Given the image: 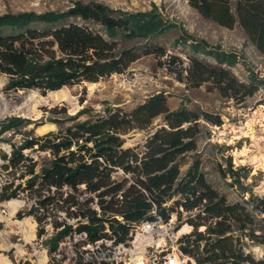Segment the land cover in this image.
Here are the masks:
<instances>
[{
  "label": "trees",
  "instance_id": "trees-1",
  "mask_svg": "<svg viewBox=\"0 0 264 264\" xmlns=\"http://www.w3.org/2000/svg\"><path fill=\"white\" fill-rule=\"evenodd\" d=\"M189 4L204 18L219 25L231 27L237 17L249 40L259 51H264V0H236V17L231 13L229 0H188ZM69 18L91 21L99 25L102 32L92 30L78 23H61ZM52 26V27H50ZM169 28L155 4L144 11H127L112 8L105 3L90 0L82 2L75 0L71 6L62 11L49 10L45 12L17 11L0 14V72L8 76L6 89L38 88L42 91L57 90L62 86H70L80 82H96L112 73L123 72L131 62L142 54L159 52L161 47L146 45L140 51L133 47H118L117 37L151 38L164 33ZM105 35V36H104ZM189 48L193 52H202L211 56L215 65L202 64L197 58H191L192 71L200 83L211 79L221 89L223 96H233L241 101L244 96L257 90V84H244L232 75L226 66L236 62V55L219 48L211 47L205 40L189 36ZM188 38L179 37L174 43H185ZM175 57L171 58L172 63ZM203 67V68H202ZM251 81L260 80L254 73L249 76ZM202 114L213 124H220L219 116L212 117L206 113L194 112L181 107L169 110L166 98L155 94L129 112L118 108L106 107L103 113H93L85 107L70 115L65 120H76L86 115L64 130L48 132L41 137H25L21 143L12 146L7 164L10 167L19 165L26 159L24 149L37 145L38 150H49L51 160L42 166L39 173L31 168L28 180L32 187L37 179L42 186L76 190L81 184L85 192L100 197L98 204L102 215L110 212L112 217H98L96 211L85 206L75 217L85 218L75 229L63 222L54 226L55 234L45 241L49 252H55L59 242L70 232L84 233L87 242L100 238H109L104 231V224L116 237L123 241L128 233L129 224L142 219L151 218L147 212L155 204L157 212L164 218L174 210L163 206L174 194L180 193V202L185 210H191L203 205L202 212L206 218H215L206 227L204 234L194 232L192 239H186L181 247L184 254L191 256L196 264H254L249 255L236 249L228 235L231 219L236 222L244 220L251 223L253 217L239 203L225 204L223 197L209 188L203 175L198 171L197 163L187 171L184 183L179 179L177 157L187 151L195 150L196 136L199 133L197 122ZM162 115L170 129L161 127L156 130L146 142L147 150L138 158L130 148H123V134L131 129L147 126L151 120ZM60 122L57 118L49 119ZM31 123L22 117H9L0 121V135L6 131L24 127ZM183 123H188L183 127ZM90 144V145H89ZM33 166V164L31 165ZM115 168H121L125 173H131L134 181L124 191L121 198H114L120 191L121 184L114 183L111 173ZM225 170L231 174L237 172L231 169V161L227 159ZM225 174V172L223 171ZM197 188L202 189L198 192ZM111 195L109 200L102 196ZM15 196V191L0 193V200ZM73 198L72 204L78 202ZM89 199V198H88ZM92 198L90 199V201ZM202 200H205L202 203ZM45 197L38 200L44 204ZM253 209L264 214V198L249 196ZM106 202V204H104ZM178 203V202H176ZM78 210L81 208L77 206ZM31 209L23 215L33 213ZM114 215L121 216L117 220ZM22 215L18 214V217ZM110 217V216H109ZM264 221V218L262 219ZM41 221L38 218V222ZM204 222L194 223V227ZM241 229L245 228L242 223ZM43 233L40 229L39 233ZM250 238L255 236L249 232ZM201 242L203 246L200 248ZM259 263L264 264V261ZM80 264V263H78Z\"/></svg>",
  "mask_w": 264,
  "mask_h": 264
},
{
  "label": "rangeland",
  "instance_id": "rangeland-1",
  "mask_svg": "<svg viewBox=\"0 0 264 264\" xmlns=\"http://www.w3.org/2000/svg\"><path fill=\"white\" fill-rule=\"evenodd\" d=\"M73 1L75 0H0V14L24 10L37 13L49 10L62 11L71 6ZM81 1L88 2L90 0ZM94 1L127 11H146L152 8V4H155L169 25L164 33L151 38L125 39L117 37L116 41L118 47H133L138 51L146 45L159 46L163 54L159 52L142 54L131 62L123 72L112 73L96 82H80L62 86L64 92L62 91V98L58 99L48 95L50 91L54 90L6 89L8 76L0 72V121L13 116L31 121L24 127L9 130L0 135V193L15 191L14 197L0 200V257L3 256L9 264H87V262L100 258L96 252L95 244L86 243L84 234L70 232L59 242L55 252H49V248L45 245V241L55 234L56 223L70 224L73 229L78 224L85 223L87 221L85 218L75 217V213H79L85 206L94 209L98 217L103 216L98 204L100 197L85 192L83 184L76 190L66 186L47 189L37 179L36 183L30 187L28 180L32 174L28 172L32 168L34 173H39L41 167L49 163L52 158L49 150H38L36 149L37 145L24 149L23 155L26 159L15 167H6L7 159H4L3 156L8 157L12 146L21 143L25 137H41L48 132L64 130L67 126L83 120L86 115L73 121L65 120L82 108H91L93 113H103L106 107L129 112L149 97L160 93L166 98L169 110L185 107L188 110L206 113L212 117L219 116L221 123L229 126L228 129L230 125H235L232 127L231 133L241 138L240 142L236 144V148L234 146L230 148L224 143L219 146L209 140L210 129L214 124L200 114L195 121L199 129L195 138V150L187 151L176 159L179 165L178 181L184 183L187 171L197 163L198 171L203 175L206 184L217 193L218 197L224 198L225 204L239 203L243 205L253 217V221L245 223L243 220L238 223L231 219L228 222L231 231L225 235L230 237L234 247L239 248L243 255H249L254 264H261L259 262L264 261V239L262 241V237L250 238L248 235L252 231L255 236L262 234L264 238V221L262 220L264 214L255 211L253 206L250 207L248 201L253 188L259 181V175H249L246 169L238 170L239 172L234 175L225 170L228 158L231 162L233 160L241 165L248 161L245 156L246 151H244V155L240 156L239 154V151L244 149L243 146L247 145L250 148L247 152L249 158L253 153H256L257 136L261 135L260 131L263 128L260 127L259 122L261 123V119L264 118V51H259L255 47L240 25L235 11L236 0H229L230 11L236 17L231 27H225L204 18L189 4L188 0ZM69 22L102 32L98 24L91 21L85 22L78 18H69L52 26ZM189 36L205 40L211 47L233 52L236 55L235 64L232 66L222 64V66L229 69L238 82L257 84V90L238 101L233 96H223L221 89L211 79L197 83L196 77L189 72L192 69L191 58H197L202 64L215 65V61L207 54L193 52L189 48ZM179 37L188 38V41L175 44L174 40ZM172 57H175L173 63ZM215 66L217 67V65ZM251 73H254L260 80L251 81L249 78ZM31 93L34 95L33 98L28 96ZM23 105L29 106L30 112L33 110L31 113L29 112L30 115L21 111ZM239 112L242 114L240 122L235 119L226 120L230 115ZM252 113L254 118L248 121L250 119L248 116L251 117ZM52 118L61 121H50L49 119ZM187 124L183 123L182 126L185 127ZM244 125H246L245 128ZM161 127L170 129L163 116L159 115L153 118L147 126L135 127L123 134L122 147L130 148L140 158L147 150L146 142ZM32 164L33 166H31ZM243 166H247V164ZM111 179L114 180V183L121 184L115 199L121 198V192L134 181L133 175L125 173L121 168L113 170ZM197 190L198 192L202 191L200 188ZM70 195L77 196L74 201L76 200L78 204L71 203L73 198H70ZM44 197L46 199L44 204H39L38 200ZM110 197L111 195L102 196L106 201ZM11 199L22 202V205L16 208L13 214H10V207L6 204ZM85 201H88L87 204L81 206V203L84 204ZM182 201L183 196L177 193L165 204L174 208L178 221L191 227L190 239L193 238L194 232L204 234L206 227L215 218L205 219L206 213L202 212V204L191 210H185L183 206L180 208ZM204 202L205 200H202V203ZM79 205L81 208L78 210L77 206ZM31 209H34L32 214L23 215ZM18 214L22 216L18 217ZM103 217L111 218L112 215L110 212H106ZM114 217L117 220L122 219L119 215H114ZM38 218L41 221L38 222ZM25 220H28L32 225L33 237L30 239L26 238L22 227V222ZM200 221L204 223L194 227V223ZM242 223L245 225L244 229L240 228ZM103 224V232L108 234L110 232L108 224L106 222ZM40 229H43V233H39ZM100 242L103 245L107 239H101ZM203 243L201 242L200 248ZM95 253L96 257L93 255ZM188 257L190 258L189 264H196L194 258Z\"/></svg>",
  "mask_w": 264,
  "mask_h": 264
},
{
  "label": "built area",
  "instance_id": "built-area-1",
  "mask_svg": "<svg viewBox=\"0 0 264 264\" xmlns=\"http://www.w3.org/2000/svg\"><path fill=\"white\" fill-rule=\"evenodd\" d=\"M242 114L235 113L227 117L226 120L235 119L240 122ZM248 121L254 118L252 113ZM264 118L261 119V135L257 136L258 146L256 147L257 158L252 160L248 157V161L243 162L247 166H243L232 160V170H245L249 175H259V181L253 188L251 197L264 198ZM246 123V122H245ZM232 124V123H231ZM210 129V141L216 145H225L236 148V144L240 142L238 138L231 133L232 127L235 125L214 124ZM222 129V130H220ZM252 129V128H251ZM218 132L219 134H217ZM254 154V153H253ZM241 165V166H240ZM181 205V204H180ZM163 206H166L164 203ZM253 204L250 203V207ZM182 208V205L180 206ZM151 218H145L137 222L129 224L128 233L123 241H117L116 237L110 232L109 238H100L94 242H87L95 244L97 254L100 256L97 260L87 262V264H189L190 258L184 254L181 247L185 244L186 239H190V230L182 232L181 228L184 223L177 220V212L174 210L167 213L164 218L157 212L156 206L152 203V207L147 212ZM122 223H124L121 220ZM178 222V224H177ZM84 234V233H80ZM107 234V235H108ZM85 238L86 235L84 234ZM101 239H107L105 244H101ZM95 257L96 253L93 254Z\"/></svg>",
  "mask_w": 264,
  "mask_h": 264
},
{
  "label": "bare ground",
  "instance_id": "bare-ground-1",
  "mask_svg": "<svg viewBox=\"0 0 264 264\" xmlns=\"http://www.w3.org/2000/svg\"><path fill=\"white\" fill-rule=\"evenodd\" d=\"M63 88V87H62ZM62 88H60V89H58V90H54V91H50L49 93H48V95H49V97H53V98H55V99H58L59 97H61L62 95H63V93H62V91L64 90H62ZM64 92V91H63ZM29 96V98H33V94L31 93V94H29L28 95ZM1 97V96H0ZM62 98V97H61ZM34 101V100H33ZM27 106V105H26ZM32 106V105H31ZM28 107V106H27ZM22 110V109H21ZM28 111V110H27ZM25 111L24 113L26 114H29V112L30 111ZM33 111V110H32ZM31 111V112H32ZM30 112V113H31ZM30 115V114H29ZM247 124V123H246ZM245 126L246 125H244V128H245ZM242 128V127H241ZM244 128H243V130H244ZM251 130V129H250ZM249 134V133H248ZM253 140H254V138H252ZM252 143H254L253 141H252ZM252 145V144H251ZM251 145H249V146H251ZM244 147V149H242L241 151H239V154H240V156L241 155H244L245 153H244V151H246V154H245V156H246V158H248V154H247V152L250 150V148L246 145V146H243ZM243 151V152H242ZM257 158V155H255V154H253L252 156H251V159L252 160H255ZM6 204H7V206L8 207H10V214H13V212H15L14 210L16 209V208H18V207H20L21 205H22V202L21 201H17V200H15V199H11V200H9V201H7L6 202ZM22 227H23V229H24V233H25V235H26V238L27 239H30V238H32L33 237V231H32V225L29 223V221L28 220H25V221H23L22 222ZM189 229H190V227L188 226V225H183V227L181 228V231L182 232H187V231H189ZM41 257H43V256H41ZM44 260V259H43ZM0 264H9L7 261H6V259H4L3 258V256H1L0 257Z\"/></svg>",
  "mask_w": 264,
  "mask_h": 264
},
{
  "label": "water",
  "instance_id": "water-1",
  "mask_svg": "<svg viewBox=\"0 0 264 264\" xmlns=\"http://www.w3.org/2000/svg\"><path fill=\"white\" fill-rule=\"evenodd\" d=\"M24 104H25V103H24ZM27 110L30 111L29 106L27 107L26 105H23L21 111H22V112H25V111H27ZM28 111H27V112H28Z\"/></svg>",
  "mask_w": 264,
  "mask_h": 264
}]
</instances>
